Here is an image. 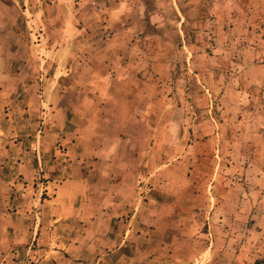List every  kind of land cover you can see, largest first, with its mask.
Returning <instances> with one entry per match:
<instances>
[{"label": "rangeland", "instance_id": "obj_1", "mask_svg": "<svg viewBox=\"0 0 264 264\" xmlns=\"http://www.w3.org/2000/svg\"><path fill=\"white\" fill-rule=\"evenodd\" d=\"M82 100L152 174L128 178V199L95 165L89 240L75 216L67 240L53 226L33 239L37 191L65 180L52 166L71 139L51 114ZM130 102L127 120L107 114ZM1 247L0 264H264V0H0Z\"/></svg>", "mask_w": 264, "mask_h": 264}, {"label": "crops", "instance_id": "obj_2", "mask_svg": "<svg viewBox=\"0 0 264 264\" xmlns=\"http://www.w3.org/2000/svg\"><path fill=\"white\" fill-rule=\"evenodd\" d=\"M59 78L60 77H58L57 80ZM61 78L63 80V78L65 77H61ZM67 82H68L67 87H69L71 82L68 80ZM72 94L73 93H70V95ZM89 104L90 102L87 104L84 103V101L82 100V103L79 105V107L74 106L72 104L68 108L67 107L69 105L68 103L65 104L63 102L61 103L57 102L55 105L54 113L51 114V118H53V120L54 119L56 120L55 125H59L58 126L60 128L59 130L64 129L65 133L66 134L68 133L71 139L68 144L69 146L66 153L55 154V156L58 157H56V160L54 161L56 165L52 166V168H54L53 170L57 171V175L56 174L54 175L59 178L65 177V180L64 181L57 180V184H53L55 183L53 180L52 183L49 181L46 182L48 184L50 183L51 188H54L51 189L52 193L54 194L53 196L50 195L49 191L48 192L45 191L50 187L44 185H43V189L37 191L38 194L36 196L41 206L40 207L41 212L39 213L40 216H38L36 219L35 229L32 233L33 239H36L37 236L40 237L39 239L41 238L43 239L42 236H44V233L46 234L48 232L46 231L47 226H53L54 227L53 232H51L52 230L49 229L50 234L53 235L54 233L58 235V237H63L60 240V242H62V240H67L66 238L71 237L70 234L72 232L71 231L72 228H74L73 226L79 225L80 224L79 221L81 220L82 226L85 227V229H83L84 233L81 235V240L83 243H86L89 240V237L92 234L90 227L94 225V223L96 222L95 220L97 218L93 220L95 222L91 221L90 219L91 204H89V202L88 204H86L84 200L88 198L91 190L97 191V188L91 187L89 181L91 175L93 176L96 174L94 172L95 165L98 168V173H99L98 174L99 178L97 177V179H99L98 180L99 183L97 184H99L100 187L106 189L105 194L109 195L110 193L111 194L110 196H112L115 193H120L122 190L124 191L125 189H129V193H125V194L123 193L124 197H126L127 194L129 195L128 199L133 198L132 196L134 192L133 188L134 189L136 188V186H132L131 181L128 187L124 186L128 184L127 183L128 178L129 177L138 178L140 176L143 179L144 178L149 179L150 175L152 174L149 171L139 168L137 165L138 160L136 159V157L133 154H130L128 150H124L123 148L120 147L122 145L121 142H123V140H127V138L122 140L120 138L114 140V138L117 137H115V135L113 134L112 135L113 139L110 136L108 137L111 141V143H109V139L106 137V134L101 133L100 135L98 132H96L97 129H99L98 128L99 121L98 122L92 121L91 118L92 113ZM132 104H134V102H130L122 110L118 109V111H116L113 114H109V113L107 114L111 118L121 117L122 115L125 114V117H121V119L127 120L128 118L131 117V114L135 112L134 111L135 107H133ZM146 110L147 111L145 113L148 115V117H150V115L154 111L152 105L150 106L147 105ZM63 113L65 114V120L62 117L64 116ZM103 125H106V120L103 122ZM75 126H78L76 130H75ZM134 144H138L137 139L134 140ZM115 146H117V148H114ZM161 160H164V157H161ZM184 160H187L185 156L174 155L173 162L180 163L183 162ZM167 166L168 167L166 174L167 175L174 174L176 165L172 166L169 164ZM92 171L93 173L91 174ZM87 172H90V174H87ZM24 175L29 180L30 178L36 179V177L34 176L35 174L31 171H27L26 173H24ZM51 176H53V174H51ZM43 178H46V176L43 175ZM183 179L184 178L181 177V179H179L177 183L175 182V184H171V181L170 182L168 181L167 182L168 185L166 188L170 187L181 191V180ZM148 190L150 189H147V191ZM43 194L47 195L48 198L50 196L52 197L50 199H46L42 197ZM121 194L120 197H122ZM80 200L82 201V203L85 204L82 205L81 203L75 206V202L76 201L78 202ZM80 208L82 210V213L79 212ZM112 214H113V209H109V211L102 212L101 222L99 221L100 226H102L101 233H103V235L105 236L108 234L110 230ZM74 216L76 217L77 220H79L78 222L74 221L75 220ZM95 225H97V222ZM57 230H60L61 233ZM16 233H17V237H20L21 235H24V229L19 228L18 232H15L14 234ZM128 234H130V230H127V233L123 237V240H121V244H119L118 246L119 250L121 249V245L125 242V240H127ZM5 236L10 238L9 233H5ZM19 240H21L22 242L25 240V238L22 237ZM194 241L193 243H196V240ZM2 247L0 248V251H2ZM201 257L202 255H198L197 253L194 256L195 262ZM207 262L208 261H206V263Z\"/></svg>", "mask_w": 264, "mask_h": 264}, {"label": "trees", "instance_id": "obj_3", "mask_svg": "<svg viewBox=\"0 0 264 264\" xmlns=\"http://www.w3.org/2000/svg\"><path fill=\"white\" fill-rule=\"evenodd\" d=\"M255 264H259V261H255Z\"/></svg>", "mask_w": 264, "mask_h": 264}]
</instances>
